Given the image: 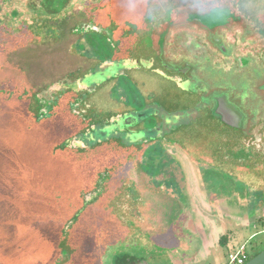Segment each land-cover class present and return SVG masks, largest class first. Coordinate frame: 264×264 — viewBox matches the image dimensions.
Wrapping results in <instances>:
<instances>
[{
    "label": "rangeland",
    "instance_id": "rangeland-1",
    "mask_svg": "<svg viewBox=\"0 0 264 264\" xmlns=\"http://www.w3.org/2000/svg\"><path fill=\"white\" fill-rule=\"evenodd\" d=\"M10 2L8 7L18 13L17 22H7L10 10L0 6V232L32 234L39 242L37 248L44 249L41 254H47V242H57L61 252L56 249V255L59 252L61 257L55 264L71 263L70 259L73 262L74 253L80 264H93L94 257L97 263L103 253L101 264H112V258L129 246L118 242L111 247L110 240L104 238L107 224L118 221L120 231L122 224L123 228L134 227L136 235L144 225L146 241L157 246L150 248L153 246L149 243L138 248L136 264H167L157 257L170 249H176L181 264H204L200 252L204 202L214 197L225 211L221 222L230 224L227 229L233 232L238 230L242 239L234 246H225L223 253L243 247L251 260L264 250L262 226L250 229L242 220L230 218L238 212V203L251 196L259 199L243 183L257 185L259 181L243 176L240 181L233 173L246 169L264 178V144L245 141L241 132L244 122L241 129L224 124L225 128L219 129L208 125L204 111L197 109L202 113L193 117L192 123L185 122L190 128L183 138L202 143L198 157L183 147H170L169 153L155 151L141 162L132 151L113 150L119 142L98 146L104 143L82 133L87 125L103 124L120 100H124L120 106L137 109L155 99L161 104L150 112L171 116L182 110L181 120L187 119L185 114L188 116L191 110L177 106L182 101L178 91L157 80L148 83L141 76L135 80L127 73L147 68L145 60L151 56L146 31L133 35L137 29L133 23L152 24L156 20L145 17L133 21L124 0H70L68 7L63 6L64 0ZM171 3L178 11L187 0ZM123 28L130 29L125 36L138 41L135 49L125 50V55L135 59L110 69L98 66L99 61L113 58L112 49L122 45L119 34ZM210 40L223 51L220 39L211 34ZM200 61L192 57L185 63L199 69L204 63ZM251 66L227 71L214 63L206 67H215L210 74L203 76L202 68L203 77L198 73L194 77L204 82V89L211 85L213 93H222L231 103H238L235 92L249 91L257 108L245 111L246 119L252 121L259 117L257 110L264 108V57ZM241 69L251 74L237 73ZM117 86L124 96L112 91ZM148 86L149 95L144 89ZM108 94L117 106L110 104ZM208 100L203 97L204 103ZM236 109L243 115L240 107ZM155 122L153 115L143 120L146 126ZM132 140L141 146L145 139L136 136ZM189 221L197 232L188 230ZM147 228L152 232H146ZM90 247L93 252L84 261ZM224 260L217 264H227Z\"/></svg>",
    "mask_w": 264,
    "mask_h": 264
},
{
    "label": "flooded vegetation",
    "instance_id": "flooded-vegetation-1",
    "mask_svg": "<svg viewBox=\"0 0 264 264\" xmlns=\"http://www.w3.org/2000/svg\"><path fill=\"white\" fill-rule=\"evenodd\" d=\"M226 3L236 5L239 10H211L205 14H200L187 13L185 9L182 8L178 11L174 10L168 13V15H166L167 19L165 16V18L155 19L156 21H153L152 24H144L142 22L133 23L137 28L133 35L135 34L138 36L143 32L142 30L146 31L150 41L151 56L145 60V62L149 63L147 68H143L142 71L131 70L127 71V73L135 80L139 76L143 77V79L145 77V81L148 83L157 80L159 83L171 86V88L178 91L182 101H178L177 106L183 108V110L188 109L193 111L192 114L191 111H189L188 116L185 114L187 119L181 120L184 114L182 110H179L180 112H176L171 116L168 114L160 115V111L156 114L154 111L157 110L156 107L160 105L161 102L155 99L153 102L138 106L137 109H131V107L120 106L122 105L121 102L124 100H120V104L117 106L118 104L110 100L108 94V99L111 102L110 104L116 105L117 108L111 111L110 116L103 124L102 121H99L97 125H87L84 130H82L83 135L94 137V139L101 143L121 142L123 145L132 148H143V146L151 142L160 143L163 141L166 143L171 140L185 141L186 138H183V135L187 127L190 128L186 126L185 122L188 121V123H192L191 119L201 115L200 113L203 111L204 113L202 114L204 115V119L208 120V125L219 129L225 128L220 122V117L213 115V112L216 111L219 105L225 107L227 102V104L232 107L236 106L241 108L240 110L245 120H243L245 124L241 132L244 135L245 141L250 145L259 141H264V118L262 116V110H264V108L260 109L261 111L259 109L257 110L259 111V117H256L257 119L252 121L246 119L245 111L257 109L255 105H252L253 102L251 101L252 99L249 91L244 90L241 94H239L240 92H235V94L238 95L236 96L238 98V103L232 102L235 103L232 104L229 98L222 93H213L215 89L212 88L211 85H208L209 83H207L208 87L204 89V82H197L195 80L196 76L194 77V73H198L197 76L201 75V77L208 73L210 74L215 67L211 69L207 68V70L206 67L212 66L214 63L217 64L218 68L223 67V69L227 71L234 67L237 69H240V67L247 69L251 65H254L259 57H264V0H226ZM246 4L253 5V10H247L244 7ZM216 12L218 13L214 16H210L204 23L192 20V17H206ZM220 15H222V17H220ZM143 25L145 28L142 29ZM75 28H77V26ZM113 30L116 34V28ZM128 31H130V29L127 30L123 28L120 30L119 39L122 45H119V48L121 50H119V48L116 50L112 49L113 58L99 61L97 64L98 66L101 65L102 67V65H105V68L110 69L113 66H119V64L121 66L127 63L128 60H131V58H134L125 55L126 48L135 49L138 43L137 39L125 36ZM211 34L222 41L223 51L213 46L210 40ZM161 40L163 42L162 44ZM226 47H229V51ZM192 57L194 61L203 59V66L201 63V65L198 66L199 69H197L185 63L187 60H192ZM202 68H204L203 76L201 74ZM95 72H97V70H95ZM240 72L251 74L249 71H244L242 69L237 70V73ZM120 73H123V71ZM86 76L87 74H84L83 79H85ZM78 79L80 80V78ZM148 88L149 86L144 88L146 92H148ZM114 90L120 94V88L118 86L112 89V91ZM149 94H151V92H148V95ZM122 96L124 95H121V97ZM203 97H207L210 102L208 100V104L206 102L204 103ZM189 103H191V107L183 106ZM152 109H154V111L150 112ZM197 109H200L202 112L197 111ZM151 115H153V119L158 121V123L155 122L154 125L150 123V125L146 126L143 120ZM136 119H141L142 121L132 124L131 126L126 124V121L129 122L130 120V122L133 123ZM172 120H180L181 123H176V126L171 123ZM100 124L101 126H99ZM95 127H100V129H95ZM116 127H118V129L113 130ZM136 136H142L145 139L141 146L133 142L132 138ZM94 146L96 145H93L92 148H95ZM83 150H86V148Z\"/></svg>",
    "mask_w": 264,
    "mask_h": 264
},
{
    "label": "crops",
    "instance_id": "crops-1",
    "mask_svg": "<svg viewBox=\"0 0 264 264\" xmlns=\"http://www.w3.org/2000/svg\"><path fill=\"white\" fill-rule=\"evenodd\" d=\"M238 173L239 177L237 176ZM233 175L240 181V176L258 180L259 183L257 185H254L252 183H243L249 186L251 193L258 194L259 199L251 196L250 198L238 203V212L231 214L230 218L239 222L242 220V224L244 226H248V228L250 229L257 230L260 226L264 228V178L256 173L248 172L245 169L244 172L237 171L236 173H233ZM205 187L206 184L204 183V191L207 190ZM216 203L217 201L214 197H212L210 201L204 202V217H202L204 222V229L202 230L204 231V239L201 238L202 241L200 246V252L204 255V264H214V262L217 264L221 260L223 261V258L228 262L229 254L237 250L231 251L227 249L224 254L223 249L227 245L234 246L235 244L240 243L242 240L240 238L241 233L238 230H234L233 232L227 229L229 228L230 224L228 225L221 222L220 217H222V214L225 211H222V206H218V204ZM117 222H112V225L110 223L107 224V235L104 238L106 240H110L109 244L111 245V247L118 242H124V244L128 245L129 247L127 246L128 249L126 252L119 253V255L116 254L114 258H112V264H114L115 260L120 256H131L135 258V256H137V249H141L143 245L145 248V246H148V244L150 243V245L153 246L150 248L154 249L156 243L146 241L147 236L144 233L146 229L144 225L141 226V234L136 235L133 234L134 227H128L127 225V227L123 228L124 226L122 224L121 231L118 230L119 227L117 225ZM187 227L188 230L192 231V233L197 232L193 221H189ZM146 232L150 233L152 232V229L147 228ZM224 236L227 237L226 239H224L225 241L223 240V243H221L220 241ZM253 236H255V234H253L251 237ZM73 244L75 245V241L73 242ZM38 246L39 242H36L35 237L30 233L25 234L24 232L19 231L0 232V264H55V261L58 259V257H61V253L59 252L56 255V249L60 251L59 247H57V242H55L54 244H51V242L46 243V246L44 247L47 250V254H43L44 249L41 250V247L37 248ZM40 251H42L43 253L41 254ZM86 251L87 253H85L84 261L86 257L90 256L93 252L91 247L86 249ZM156 252L158 255L160 254L159 251ZM39 253L41 255H39ZM76 255L77 253H74V261L72 262V259L69 258L71 263L67 264H80V261L79 263L75 261L77 259ZM102 255L99 257L97 263L95 261V257L92 258L94 260L93 264H101L102 257L105 258L104 253ZM177 255L178 252L176 251V249H170V251L164 253L162 257L158 256L157 259L161 260L162 258V261L166 260L167 264H181ZM61 264L66 263L62 262Z\"/></svg>",
    "mask_w": 264,
    "mask_h": 264
},
{
    "label": "clouds",
    "instance_id": "clouds-1",
    "mask_svg": "<svg viewBox=\"0 0 264 264\" xmlns=\"http://www.w3.org/2000/svg\"><path fill=\"white\" fill-rule=\"evenodd\" d=\"M126 12L132 17L133 21L136 18L141 20L145 17L153 20L159 19L168 15L175 10V5L171 0H124ZM187 13L205 14L211 10H236L238 7L234 4L226 3V0H187V3L182 5ZM244 7L252 11L253 5H244Z\"/></svg>",
    "mask_w": 264,
    "mask_h": 264
},
{
    "label": "trees",
    "instance_id": "trees-1",
    "mask_svg": "<svg viewBox=\"0 0 264 264\" xmlns=\"http://www.w3.org/2000/svg\"><path fill=\"white\" fill-rule=\"evenodd\" d=\"M1 1V0H0ZM13 0H2V4H0V6L4 7L7 6V8L11 7V2ZM64 7H68L71 3L70 0H64ZM9 6V7H8ZM10 12L7 13V15L9 16V20L7 22H11V19H14L15 22H17L18 20L15 18V15L17 16L18 13H15V11H12V8H9ZM38 24V22H36ZM213 115H216L215 112H213ZM218 116V115H216ZM218 129L215 130V132ZM194 139L191 140H185V141H169L164 143L163 141L159 142H151L146 144L145 146H143V148H132L126 145H123V143L119 142L117 146V148H112L113 150H119L121 149H125L128 151H132L133 154H135V156L138 158H136V160H138L137 162H139L140 160H142V158L145 157V155L150 154L152 152H162L163 150H166L167 153H169L171 150L169 149L170 147H174L176 149H179L180 147H183V149L188 152L189 154H193V155H198L197 153H200L201 151H203V147L201 146L202 143H199V141H193ZM116 143V142H114ZM259 143L264 144V141H259ZM101 145H105L104 144H98V146ZM182 149V148H181ZM164 152V151H163ZM198 157V156H197ZM203 156H199V158H201ZM205 159V157H204ZM141 162V161H140ZM246 170V169H245ZM227 236H224L221 239V243H223V240L226 239ZM225 241V240H224ZM254 258V257H253ZM137 259L131 256H120L118 257L114 264H136Z\"/></svg>",
    "mask_w": 264,
    "mask_h": 264
},
{
    "label": "water",
    "instance_id": "water-1",
    "mask_svg": "<svg viewBox=\"0 0 264 264\" xmlns=\"http://www.w3.org/2000/svg\"><path fill=\"white\" fill-rule=\"evenodd\" d=\"M209 16H213L212 14ZM209 16H195L192 17V20H196L199 22L204 23L206 19H209ZM161 40V44H162ZM215 114L220 117V122L228 127L241 129L243 125L244 117L241 115L238 110L230 105L227 104L225 107H222L219 105V107L216 109ZM246 264H264V250L259 253L257 256L252 258L250 261H248Z\"/></svg>",
    "mask_w": 264,
    "mask_h": 264
},
{
    "label": "built area",
    "instance_id": "built-area-1",
    "mask_svg": "<svg viewBox=\"0 0 264 264\" xmlns=\"http://www.w3.org/2000/svg\"><path fill=\"white\" fill-rule=\"evenodd\" d=\"M250 260V256L245 248L241 247L237 251L229 254L227 264H246Z\"/></svg>",
    "mask_w": 264,
    "mask_h": 264
}]
</instances>
